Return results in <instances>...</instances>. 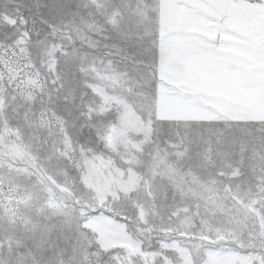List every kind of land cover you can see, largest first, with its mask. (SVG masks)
Segmentation results:
<instances>
[{
    "label": "rangeland",
    "instance_id": "rangeland-1",
    "mask_svg": "<svg viewBox=\"0 0 264 264\" xmlns=\"http://www.w3.org/2000/svg\"><path fill=\"white\" fill-rule=\"evenodd\" d=\"M245 17L264 0H0V264H264V96L217 54Z\"/></svg>",
    "mask_w": 264,
    "mask_h": 264
},
{
    "label": "crops",
    "instance_id": "crops-1",
    "mask_svg": "<svg viewBox=\"0 0 264 264\" xmlns=\"http://www.w3.org/2000/svg\"><path fill=\"white\" fill-rule=\"evenodd\" d=\"M244 24L241 31L227 28L218 36L219 63L235 91L251 98L264 96V22L245 17Z\"/></svg>",
    "mask_w": 264,
    "mask_h": 264
},
{
    "label": "clouds",
    "instance_id": "clouds-1",
    "mask_svg": "<svg viewBox=\"0 0 264 264\" xmlns=\"http://www.w3.org/2000/svg\"><path fill=\"white\" fill-rule=\"evenodd\" d=\"M128 99L130 101L135 99V95L133 94V95L129 96ZM86 195H87L88 204L92 205V207H96V200L94 199L95 194L86 190Z\"/></svg>",
    "mask_w": 264,
    "mask_h": 264
}]
</instances>
